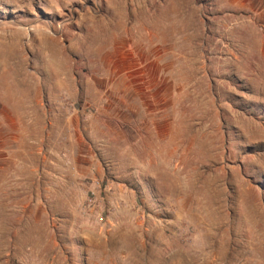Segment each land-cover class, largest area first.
I'll list each match as a JSON object with an SVG mask.
<instances>
[{
  "label": "rangeland",
  "instance_id": "obj_1",
  "mask_svg": "<svg viewBox=\"0 0 264 264\" xmlns=\"http://www.w3.org/2000/svg\"><path fill=\"white\" fill-rule=\"evenodd\" d=\"M0 264H264V0H0Z\"/></svg>",
  "mask_w": 264,
  "mask_h": 264
}]
</instances>
